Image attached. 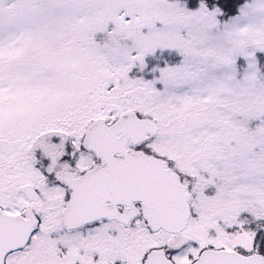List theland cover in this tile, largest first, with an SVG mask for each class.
<instances>
[{
	"label": "snow or ice",
	"instance_id": "obj_1",
	"mask_svg": "<svg viewBox=\"0 0 264 264\" xmlns=\"http://www.w3.org/2000/svg\"><path fill=\"white\" fill-rule=\"evenodd\" d=\"M0 264H264V0H0Z\"/></svg>",
	"mask_w": 264,
	"mask_h": 264
}]
</instances>
